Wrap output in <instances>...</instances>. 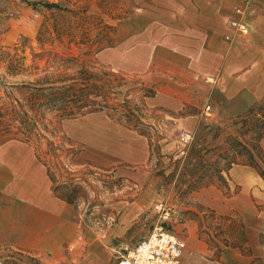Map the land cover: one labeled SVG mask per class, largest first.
Returning a JSON list of instances; mask_svg holds the SVG:
<instances>
[{"label":"rangeland","instance_id":"1","mask_svg":"<svg viewBox=\"0 0 264 264\" xmlns=\"http://www.w3.org/2000/svg\"><path fill=\"white\" fill-rule=\"evenodd\" d=\"M51 1L63 2L70 11L59 16V13L53 14L44 8L36 11L22 0H0V147L13 141L21 143L10 144L16 146L13 152H10L12 149L3 152L0 148V264H4L5 255L12 253L28 264L69 263L70 244L62 248L60 256L38 247L40 237L46 234L49 225L35 226V222L41 225L42 211L27 203L34 198L41 200L43 193L48 191L54 193L62 184H68L74 190L72 219L80 226L83 236L91 237L110 230L121 212L120 204H140L146 194H155V202L144 206L126 236L112 245L116 248V252L112 250L113 264H119V251L128 253L157 226L183 238L187 249L199 247L200 243L209 245L206 237L200 236V230H207L210 226L204 218L205 224L200 227L199 220L205 214L203 209H215L225 216L234 214L232 223L214 221L212 229L213 240L220 246L224 240L231 242L232 234L242 233L239 216L242 202L232 204V199L244 194L242 187L234 193L225 185H209L192 191L189 173L179 176L177 172L172 182L166 179L178 159L181 160L179 169L185 167L183 158L189 146L211 147L223 143L224 136L236 131L232 123L240 115L226 112L230 103L216 87L215 80L207 78L204 85L211 86L203 88L202 92L196 90L191 109L179 112L198 115L197 126L190 130L177 128L171 125L173 120L167 115L150 110L148 103L150 97L171 82L167 78L168 72L152 75L147 72L146 63L142 65V73L132 72V49H137L132 46L130 30L125 34L121 31V20L138 11L136 1ZM58 27L75 35L72 42L69 36L58 38ZM109 39L114 40L112 47L94 55L99 42ZM90 50L92 53L86 54ZM140 52L145 58L146 47ZM122 54L126 60L123 64L125 70L115 72L111 65H115ZM82 72L93 74L95 79L92 82L98 85L105 78V72L114 75L115 84L121 83L114 96L118 109L93 112L91 114H96L93 119L86 118V114L58 122L55 114L48 112L45 121L37 120L27 106L32 98L30 86L46 76L78 77ZM183 91L179 96L185 98L187 90ZM208 108L211 117L206 115ZM139 122L143 124L138 127ZM117 125L139 133L143 130L149 139L153 155L150 165L154 174L149 184L138 183L130 177L122 178L117 168L120 164L100 165L84 155L86 138L95 139L96 143L100 138L103 154L117 151L111 147V133H115L112 130ZM183 131L192 136L191 143L181 142ZM218 132L222 136L214 140ZM27 134H32L31 142L27 141ZM164 144L174 153L169 156L174 157L172 161L161 156V145ZM18 152L22 162L12 166L14 159L10 164L7 160L9 156H17ZM38 153H41L42 160ZM43 162L49 165L56 184L50 181L51 178L47 179ZM119 169L125 170L123 167ZM238 239L243 243L242 237Z\"/></svg>","mask_w":264,"mask_h":264},{"label":"crops","instance_id":"2","mask_svg":"<svg viewBox=\"0 0 264 264\" xmlns=\"http://www.w3.org/2000/svg\"><path fill=\"white\" fill-rule=\"evenodd\" d=\"M135 1L139 5L138 11L121 20V31L125 34L130 30L132 46L137 49H132V72L142 73V65L146 63L147 72L156 75L166 71L171 81L148 99L150 110L167 115L173 120L171 125L177 128L193 129L198 124V115L179 112L191 109L196 90L202 92L203 88L211 86L204 85L207 78L215 80L216 87L230 103L227 113L244 114L264 99V0ZM238 10L243 11L242 17L237 14ZM239 18L249 29L248 36L231 26L230 23ZM145 47L144 58L140 51ZM124 58L122 54L115 65H111L115 72H124ZM182 89L187 90L190 97H180L184 93ZM94 115L90 113L86 118L93 119ZM112 131L115 133H111V147L117 151L103 154L100 138L98 143L86 138L84 155L100 165L120 164L117 168L122 178L130 177L138 183L149 184L154 176L149 139L119 125ZM12 143L21 144L13 141L0 148L3 152L9 149L13 152L16 146H11ZM261 146L264 152V139ZM161 147L165 159L174 154L169 146ZM16 155L7 160L10 164L14 159L12 166L22 162L19 152ZM122 167L125 170L119 169ZM46 177L50 178L48 171ZM226 181L228 191L234 193L242 187L244 192L232 199V204L242 202L239 215L243 225L242 246H226L218 251L214 246L200 243L199 247L186 249L180 264H264V175L256 167L235 165L228 172ZM50 192L43 193L41 200L25 201L42 211L41 225L35 222V226L49 225L46 234L40 237L38 247L60 256L62 248L70 244L68 264H113L112 250L116 252V248L112 245L126 236L144 206L151 205L156 199L155 194L148 193L140 204H120L121 212L110 230L91 237L83 236L80 226L72 219L71 204L62 200L55 190ZM228 216L235 219L234 214ZM119 254L123 253L119 251Z\"/></svg>","mask_w":264,"mask_h":264},{"label":"trees","instance_id":"3","mask_svg":"<svg viewBox=\"0 0 264 264\" xmlns=\"http://www.w3.org/2000/svg\"><path fill=\"white\" fill-rule=\"evenodd\" d=\"M22 1L36 11L44 8L53 14L59 13V16H61V13L70 11L65 8L66 6H64L65 4L63 2H53L51 0ZM66 2L69 3V0H66ZM59 29V27L56 28V30ZM65 31L59 30L57 34L58 38L62 39L64 36H69V41L72 42L75 35ZM113 41V39H109L106 42H99L94 55L112 47L114 44ZM92 51L90 50L86 54H90ZM76 62L78 63L79 59H76ZM104 75L105 78L99 85L92 82L95 78L89 72H82V76L78 77L46 76L41 78L33 86H30L32 98L29 100L27 106L37 116V120L40 122L46 120L48 112L55 114V118L60 122L65 118H73L79 115L83 116L106 109L116 110L118 108L115 107V90L121 86V83L118 85L115 84L116 79L109 72H105ZM141 123L139 122L136 126H141L143 124ZM232 126L236 127V131L233 134L224 136L223 143L215 144L211 147L207 145L189 146L186 150L187 154L183 158L185 163V167L182 168L183 170L179 169L181 160L178 159L175 162V169L166 179L172 182V178L175 177L177 172H179V176H184L185 173H189L192 179L190 186L192 188H189L195 191L196 189L209 185H225L227 189L226 177L230 169L235 165L256 167L264 175V152L261 146V141L264 139V99L251 106L244 114L238 116L232 123ZM140 131H142L140 132L141 134H145L143 130ZM30 135L32 134H27L28 142L32 140ZM221 136L222 133L218 132L214 140H217ZM37 151L39 150L37 149ZM161 156L164 158L163 155ZM38 158L42 160L41 153H38ZM173 158V156L168 157L171 161ZM43 165L47 168L48 175L53 184H56V178L53 176L49 165L45 162H43ZM168 183L170 182L166 184ZM55 192L62 200L70 204L75 199L74 190L68 184L58 185L55 188ZM202 212H205V214L202 219L199 218L200 227L205 224L204 218L210 223V226L206 228L207 230H200V236L202 234L206 237L209 246L213 245L218 251H221L222 247L226 246H242L241 239L239 240L238 238L242 237L243 241V234L239 233L236 235L235 231L232 232L235 234L230 236L232 238L231 242L224 240L220 246L213 240V222L219 221L223 224L225 221H230L232 223L233 219L231 217L220 215L215 210L210 209H203ZM242 228L243 225L241 224ZM4 257V264H28L23 258L13 253L5 255ZM36 264L38 263L36 262Z\"/></svg>","mask_w":264,"mask_h":264},{"label":"built area","instance_id":"4","mask_svg":"<svg viewBox=\"0 0 264 264\" xmlns=\"http://www.w3.org/2000/svg\"><path fill=\"white\" fill-rule=\"evenodd\" d=\"M237 14L242 17L243 11L238 10ZM230 24L240 34L249 35V29L241 18ZM209 109H207L206 115L211 117ZM180 140L183 144H189L192 141V136L183 131ZM186 249L187 243L184 239L163 226H157L135 248L126 254H121L119 264H180Z\"/></svg>","mask_w":264,"mask_h":264}]
</instances>
